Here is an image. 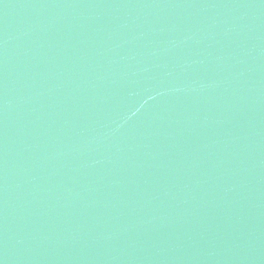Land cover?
Returning a JSON list of instances; mask_svg holds the SVG:
<instances>
[{"label":"water","instance_id":"1","mask_svg":"<svg viewBox=\"0 0 264 264\" xmlns=\"http://www.w3.org/2000/svg\"><path fill=\"white\" fill-rule=\"evenodd\" d=\"M0 264H264V0H0Z\"/></svg>","mask_w":264,"mask_h":264}]
</instances>
